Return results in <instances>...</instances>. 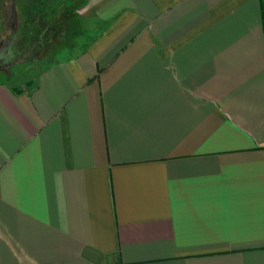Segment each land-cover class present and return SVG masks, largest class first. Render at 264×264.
I'll use <instances>...</instances> for the list:
<instances>
[{"label": "crops", "instance_id": "0c3cea01", "mask_svg": "<svg viewBox=\"0 0 264 264\" xmlns=\"http://www.w3.org/2000/svg\"><path fill=\"white\" fill-rule=\"evenodd\" d=\"M87 1L0 81V264H264V0Z\"/></svg>", "mask_w": 264, "mask_h": 264}, {"label": "rangeland", "instance_id": "374dc122", "mask_svg": "<svg viewBox=\"0 0 264 264\" xmlns=\"http://www.w3.org/2000/svg\"><path fill=\"white\" fill-rule=\"evenodd\" d=\"M87 2V0H76L75 3H71L70 0H0V44L9 39H19L22 45H25L24 58L17 57L10 66L6 65V76L0 75V81L7 79L10 82L17 81L23 75L35 71L39 62L57 57L61 51L75 45L76 30H84L86 27V18L82 11L88 8ZM24 3L26 11L30 12L27 17L23 15ZM37 10L42 15V27L26 26L28 21H32ZM12 14L16 15L14 21L17 26L14 29L9 27L8 20ZM12 32L16 34L15 37H10Z\"/></svg>", "mask_w": 264, "mask_h": 264}, {"label": "flooded vegetation", "instance_id": "af4514ba", "mask_svg": "<svg viewBox=\"0 0 264 264\" xmlns=\"http://www.w3.org/2000/svg\"><path fill=\"white\" fill-rule=\"evenodd\" d=\"M70 2L75 3L76 0H70ZM23 7H24L23 8V15H25L27 17V15L30 12L26 11V9H27L26 4ZM18 10H19V12H21L20 9H18ZM12 11H13V9H12ZM33 11L31 13H33ZM20 16H21V14H20ZM25 16H23V17H25ZM55 16H57V15H55ZM15 17H16V15L12 14L8 18V20H10L9 27H13V29L17 26V23H15V21H14ZM33 17L34 18L32 19V21L31 20H30V22L28 21L26 26H29L31 28H36L37 26L42 27V15L38 13V10L35 12V14H33ZM22 26H25V25H22ZM11 36L15 37L16 34L14 35V32H12V33H10V37ZM23 48H25V45H22V43L19 39L18 40H12V39L10 40L9 39L5 43L0 44V74L1 75L6 74L5 66L6 65L10 66L13 63L14 59H16L17 57H20L21 59L24 58L23 57V50H24Z\"/></svg>", "mask_w": 264, "mask_h": 264}]
</instances>
